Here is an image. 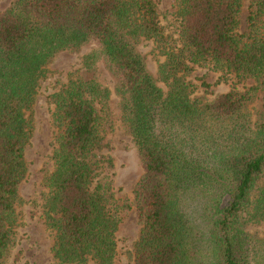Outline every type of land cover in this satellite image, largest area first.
<instances>
[{
  "label": "trees",
  "instance_id": "trees-1",
  "mask_svg": "<svg viewBox=\"0 0 264 264\" xmlns=\"http://www.w3.org/2000/svg\"><path fill=\"white\" fill-rule=\"evenodd\" d=\"M241 1L173 0L171 28L156 0H11L0 9V264L22 202L39 84L57 55L90 43L80 62L101 59L109 73L140 174L122 204L99 177L109 89L71 75L47 95L55 132L42 217L52 264H113L120 212L131 206L132 264H264V233L248 229L264 226V0H248L239 31ZM197 67L216 81L191 78ZM227 79L252 82L208 91Z\"/></svg>",
  "mask_w": 264,
  "mask_h": 264
},
{
  "label": "rangeland",
  "instance_id": "rangeland-1",
  "mask_svg": "<svg viewBox=\"0 0 264 264\" xmlns=\"http://www.w3.org/2000/svg\"><path fill=\"white\" fill-rule=\"evenodd\" d=\"M11 0H0V9ZM159 11V21L165 28H171L173 23V0H156ZM248 0L241 1L238 14L239 31L245 28L246 6ZM94 46L86 44L73 52H63L57 55L48 65L46 76L39 84L35 101L32 105V131L23 152L26 164V177L18 186V195L22 202L17 207L18 220L13 228L12 243L3 264H52L51 245L52 232L46 227L42 217V204L47 188L44 183L45 176L52 169L50 158L54 142L55 129L51 123L52 105L47 95L56 91L66 79L73 75L83 80L93 79L110 91L103 110V139L102 146L97 151L98 156L104 160L100 173L101 180H107L112 187L113 196L118 204L131 200V190L135 180L140 174L134 147L126 127L120 121L118 97L114 93L113 81L103 65L101 59L86 68L81 64V57ZM148 46L142 48L146 51ZM156 60L148 57L147 68L154 74ZM202 79L213 83L217 73L197 67L192 72L191 78ZM199 83V80H194ZM252 80L236 82L227 79L226 82L213 84L208 88L212 93L227 90L230 85L237 88L248 85ZM252 118L261 110L260 94L249 105ZM108 160L109 163L105 161ZM138 221L133 207L120 212V222L115 232L116 253L113 264H132L131 248L136 239ZM251 231L264 233V226L252 224L248 227Z\"/></svg>",
  "mask_w": 264,
  "mask_h": 264
}]
</instances>
